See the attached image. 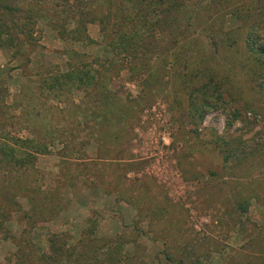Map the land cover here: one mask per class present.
Wrapping results in <instances>:
<instances>
[{
	"label": "rangeland",
	"instance_id": "1",
	"mask_svg": "<svg viewBox=\"0 0 264 264\" xmlns=\"http://www.w3.org/2000/svg\"><path fill=\"white\" fill-rule=\"evenodd\" d=\"M0 264H264V0H0Z\"/></svg>",
	"mask_w": 264,
	"mask_h": 264
},
{
	"label": "trees",
	"instance_id": "2",
	"mask_svg": "<svg viewBox=\"0 0 264 264\" xmlns=\"http://www.w3.org/2000/svg\"><path fill=\"white\" fill-rule=\"evenodd\" d=\"M160 1H161V0H157V2H160ZM150 13H151V12H150ZM148 14H149V13H148ZM133 32H136L135 29L132 30V33H133ZM133 34H134V33H133ZM248 34H249L248 36H250L251 33L248 32ZM116 36H117V38H118V37H121V39H124V41L127 40V38H126V39L124 38V34H123V32H121V31H118V32L116 33ZM126 42H127V41H126ZM249 43H250V46H251L252 48H260V47H259V44L256 43V42H255L254 40H252V39L249 41ZM254 46H255V47H254ZM261 48H262V47H261ZM86 72H87V71L85 70V71H84L85 74H83L84 76L86 75ZM75 74H76V73H75ZM76 76H77V74H76ZM78 77L80 78V76H78ZM86 77H87V76H86ZM78 80L81 81V79H78ZM239 209H240V210H245V206H243V207H239Z\"/></svg>",
	"mask_w": 264,
	"mask_h": 264
}]
</instances>
